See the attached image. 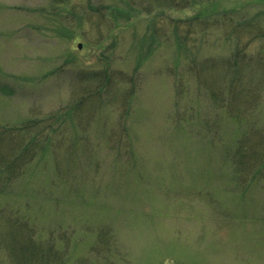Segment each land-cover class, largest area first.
<instances>
[{
    "label": "rangeland",
    "instance_id": "rangeland-1",
    "mask_svg": "<svg viewBox=\"0 0 264 264\" xmlns=\"http://www.w3.org/2000/svg\"><path fill=\"white\" fill-rule=\"evenodd\" d=\"M217 2L188 34L197 43L190 53L174 42L168 19L158 17L166 34L137 66L132 26L108 28L99 45L88 25V38L72 41L49 30L48 0H0V129H18L23 144L35 133L52 139L16 177L1 178L0 221L12 213L34 238H52L67 250L63 264H264V154L254 156L249 145L245 161L232 155L243 151V117L264 125V0ZM239 21L245 23L236 27ZM147 25L142 19L137 31ZM236 49L245 58L235 81L253 82L239 122L191 74L196 66L211 81L231 79L219 71ZM106 65L113 80L124 76L114 100L88 116L79 112L73 123L21 128L25 119L58 113L90 93L93 81L81 76ZM125 76L135 84L126 118L123 96L132 82ZM9 242L0 224V264H14Z\"/></svg>",
    "mask_w": 264,
    "mask_h": 264
},
{
    "label": "trees",
    "instance_id": "trees-1",
    "mask_svg": "<svg viewBox=\"0 0 264 264\" xmlns=\"http://www.w3.org/2000/svg\"><path fill=\"white\" fill-rule=\"evenodd\" d=\"M217 0H85V6H74L72 0H48L46 8H43L44 15L48 18L49 30L54 32L56 36L61 38L75 40H85L91 34L87 31V26L94 27V31L97 34L98 42L96 44L101 45V38L103 37V31L107 32L108 28L111 31L113 28H119L121 26H132V43L130 49L134 50L133 42L137 43V58L136 65L139 66L142 61L148 57L151 52H155L161 44V37L166 34L157 24L158 17L163 16L162 19H168L170 30L173 32L174 42L183 46L187 53L193 51V48L197 43H192L187 39L189 33L197 31V27L203 22L200 18H205L215 13L218 9ZM190 8L195 9L193 15H189ZM107 11V12H106ZM234 10H232L233 12ZM91 12H98L100 16L92 19ZM106 12V13H105ZM225 12V11H224ZM142 19H146L148 25L142 33L137 31L136 24ZM161 19V18H160ZM106 20L107 26L101 27L99 21ZM109 20V21H108ZM245 22L239 21L236 25L240 26ZM89 27V26H88ZM184 29V33L183 32ZM186 29V35H185ZM239 33L245 31V27L239 28ZM237 29L232 30L230 33H235ZM115 34L114 32H110ZM190 48H189V46ZM199 46V44H198ZM199 49V48H198ZM240 50L236 49L232 51V56L228 60V56L224 59L226 64L220 69L221 76L231 77L227 81L214 82L209 80L208 77H203L201 71L195 66V69L191 71L192 75L195 74V78L198 76V86L203 87V92L206 96L212 97L213 102H216L219 106L226 104L228 107V113L230 118H237L238 122L242 118L243 111L241 110L242 103H250L253 95L252 84L250 87L244 82L242 87L239 85V78L235 81V74L238 75L239 69L243 66L240 62ZM195 61V59H193ZM109 65V63H108ZM108 65L102 70L92 69L88 72H84V76L81 79H87L93 81V88L90 93L72 100L66 107L60 109L58 113H48L43 116H39L41 119H25L22 121L23 126L21 128H30L38 125V122L56 124L60 120H69L71 123L76 122V116L78 113H82L83 116H88L97 107H101L106 101L114 100V87L117 81L124 80L123 73L119 75L118 79H112L111 74L108 72ZM136 68L134 67V70ZM263 73V72H262ZM113 80V82H112ZM126 81H131L132 84L125 91L123 101L125 109L122 110V114L126 118L129 115L128 98L133 91L134 82L132 78H127ZM236 85H239L241 91H243L242 97L237 100L234 99L233 92ZM248 86V88H246ZM251 88V89H250ZM108 92V95L102 98L101 93L103 91ZM113 90V92H112ZM201 91V89H199ZM112 92V95H111ZM223 94V97H222ZM121 98V97H120ZM228 98V99H227ZM255 98V97H254ZM91 99V100H90ZM91 101V103H90ZM97 101H100L98 105H95ZM84 105V111L83 110ZM248 121L249 125L245 133V140L243 142V151L232 153V155H238L241 161L247 156L245 151L246 146H251L255 151L254 156L262 157L264 154V125L254 124L255 121L250 117H243ZM19 127V126H18ZM18 130V129H17ZM17 130L13 128L5 127L0 129V180L4 174L7 178L16 177L23 167L32 162L35 158L37 150L40 148V152L48 151V147L51 144V133L46 132L42 136L41 141L38 140L36 133L31 137L30 141L23 144L19 137ZM250 131V132H249ZM249 132V133H248ZM249 135V136H248ZM201 138H204L203 136ZM252 141L253 144H250ZM75 144L78 143V139L75 140ZM256 143V144H255ZM72 144V143H71ZM257 149V150H256ZM3 150V151H2ZM223 154V153H222ZM256 160H258L256 158ZM1 185V184H0ZM12 214V213H11ZM11 214L4 216V221H0L3 224L10 238V242L7 245L8 255L12 256V262L14 264H63L64 255H67L65 248H57L55 241L51 238L47 241L34 238L33 229L27 223L17 221V219H11Z\"/></svg>",
    "mask_w": 264,
    "mask_h": 264
},
{
    "label": "water",
    "instance_id": "water-1",
    "mask_svg": "<svg viewBox=\"0 0 264 264\" xmlns=\"http://www.w3.org/2000/svg\"><path fill=\"white\" fill-rule=\"evenodd\" d=\"M80 45L78 44V47H79Z\"/></svg>",
    "mask_w": 264,
    "mask_h": 264
}]
</instances>
